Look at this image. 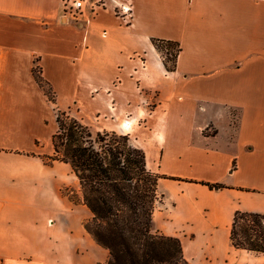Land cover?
Returning a JSON list of instances; mask_svg holds the SVG:
<instances>
[{"label":"crops","instance_id":"0c3cea01","mask_svg":"<svg viewBox=\"0 0 264 264\" xmlns=\"http://www.w3.org/2000/svg\"><path fill=\"white\" fill-rule=\"evenodd\" d=\"M63 1L0 0V264L108 260L70 166L45 162L54 105L143 150L153 229L189 264H264L229 237L236 210L264 214V0H129L126 19L121 0H86L76 20ZM153 39L179 45L172 70Z\"/></svg>","mask_w":264,"mask_h":264},{"label":"trees","instance_id":"16d2710c","mask_svg":"<svg viewBox=\"0 0 264 264\" xmlns=\"http://www.w3.org/2000/svg\"><path fill=\"white\" fill-rule=\"evenodd\" d=\"M152 43L165 68L172 70L179 45L161 39H153ZM33 74L54 104L52 87L41 76L36 63ZM54 109L53 154L44 159L67 163L77 177L82 203L91 212L84 227L108 250L105 264H189L177 237L153 229L160 175L147 169L143 150L131 144L128 134L92 132L68 110L56 106ZM205 184L209 188L223 187L220 183ZM229 237L236 248L264 253V214L236 210Z\"/></svg>","mask_w":264,"mask_h":264},{"label":"built area","instance_id":"2783aa9c","mask_svg":"<svg viewBox=\"0 0 264 264\" xmlns=\"http://www.w3.org/2000/svg\"><path fill=\"white\" fill-rule=\"evenodd\" d=\"M100 1V0H99ZM98 0L92 4L91 13L94 14L95 8L101 5L98 3ZM86 4V0H64L63 1V15L68 17L71 20L78 19L79 16L83 13L84 7ZM116 13L120 15L122 18H128L131 14V5L129 0H121L116 3Z\"/></svg>","mask_w":264,"mask_h":264},{"label":"rangeland","instance_id":"374dc122","mask_svg":"<svg viewBox=\"0 0 264 264\" xmlns=\"http://www.w3.org/2000/svg\"><path fill=\"white\" fill-rule=\"evenodd\" d=\"M54 107H55V105H54ZM69 113H70V115L75 116V117H77V115H78L77 112H76L75 107H71ZM54 114H56L55 109H54ZM62 191H63L64 194L68 195V197H69L71 200H74L75 202L78 200V196H77V194H75L74 192H71L70 189H68V188H64Z\"/></svg>","mask_w":264,"mask_h":264}]
</instances>
